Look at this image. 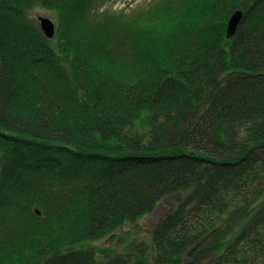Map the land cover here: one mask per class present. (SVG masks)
<instances>
[{"label": "trees", "instance_id": "16d2710c", "mask_svg": "<svg viewBox=\"0 0 264 264\" xmlns=\"http://www.w3.org/2000/svg\"><path fill=\"white\" fill-rule=\"evenodd\" d=\"M108 1L0 0V264H264V0Z\"/></svg>", "mask_w": 264, "mask_h": 264}, {"label": "rangeland", "instance_id": "374dc122", "mask_svg": "<svg viewBox=\"0 0 264 264\" xmlns=\"http://www.w3.org/2000/svg\"><path fill=\"white\" fill-rule=\"evenodd\" d=\"M152 0H110L101 6V10L111 11L124 10L128 12L139 7H146ZM47 17L54 21V15L44 9L34 8L29 12V17L33 20ZM175 197H168L157 205L155 210L135 220L128 222L116 230L113 234L88 244L104 255L113 257L115 255H130L134 258H146L147 249L150 247V236L156 222L164 216V207H169ZM148 257V256H147ZM149 258V257H148ZM146 258V264H150V259Z\"/></svg>", "mask_w": 264, "mask_h": 264}, {"label": "water", "instance_id": "95a60500", "mask_svg": "<svg viewBox=\"0 0 264 264\" xmlns=\"http://www.w3.org/2000/svg\"><path fill=\"white\" fill-rule=\"evenodd\" d=\"M241 17H242L241 11H235L230 15L225 27L226 40H229L235 34L237 25ZM36 21L38 24V28L40 32L43 34L44 38L52 39L54 36V29H55L54 22L47 17H41V16H39ZM35 212L39 214L37 211Z\"/></svg>", "mask_w": 264, "mask_h": 264}]
</instances>
